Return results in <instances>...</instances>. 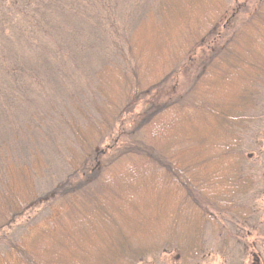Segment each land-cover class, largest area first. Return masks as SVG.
Returning <instances> with one entry per match:
<instances>
[{"label": "trees", "instance_id": "1", "mask_svg": "<svg viewBox=\"0 0 264 264\" xmlns=\"http://www.w3.org/2000/svg\"><path fill=\"white\" fill-rule=\"evenodd\" d=\"M228 9L227 0H158L146 12L126 41L131 68L95 71L97 119L68 123L71 173L46 197L48 214L0 264H139L161 253L190 264L206 228L222 232L221 216L248 221L252 208L239 198L255 180L243 171L242 136L264 85V0ZM45 168L38 151L2 159L0 230L41 200Z\"/></svg>", "mask_w": 264, "mask_h": 264}, {"label": "rangeland", "instance_id": "2", "mask_svg": "<svg viewBox=\"0 0 264 264\" xmlns=\"http://www.w3.org/2000/svg\"><path fill=\"white\" fill-rule=\"evenodd\" d=\"M258 1L227 0V15L238 5H246L251 11ZM157 2L0 1V165L7 156L29 161L34 151L46 163L43 175L36 179L41 200L0 230V253L6 252L28 226L48 214L46 197L71 173L66 162L67 148L75 143L68 123H83L86 117L97 119L95 71L103 64L131 68L127 38ZM198 64L169 86L173 88L171 95L179 96L186 89ZM142 103L126 115L129 120L136 116ZM250 116L251 123L242 136L246 158L243 171L254 178L255 185L239 202L251 207L252 214L246 223L229 215L221 216L219 235L207 227L204 251L190 264H264V85ZM159 224L148 226L165 234L162 226L166 224ZM146 242L147 239L142 243ZM139 264H180V260L173 253H161Z\"/></svg>", "mask_w": 264, "mask_h": 264}]
</instances>
